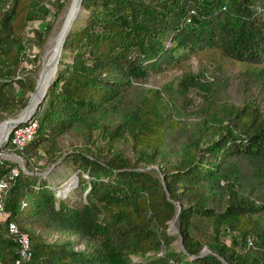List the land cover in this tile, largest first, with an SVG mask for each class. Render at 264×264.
Listing matches in <instances>:
<instances>
[{
	"label": "trees",
	"instance_id": "trees-1",
	"mask_svg": "<svg viewBox=\"0 0 264 264\" xmlns=\"http://www.w3.org/2000/svg\"><path fill=\"white\" fill-rule=\"evenodd\" d=\"M48 1L0 0L5 117L21 110L33 90L34 79L17 77L23 31L29 21L40 20L30 32L43 42L50 29ZM80 8L85 18L64 37L55 74L31 115L35 132L19 151L35 154L41 148L51 163L56 136L114 109L132 83L150 73L205 50L245 65L264 63V0H81ZM179 83L185 90L191 84L187 76ZM158 93L152 96L155 107L142 109L145 98L129 104L139 117L138 127L129 128L133 144L140 160L157 165L158 173L136 170L119 153L101 159L89 149L72 152L61 163L87 191L79 205L70 206L30 169V157L25 171L3 161L0 179L9 185L0 192V264H264L244 248L250 237L264 243V116L243 105L229 110L221 124L210 113L213 126L204 121V132L188 130L176 160L163 161L164 130L179 125L158 114ZM173 219L182 248L172 245L177 236L167 229ZM195 221L207 234L194 235ZM9 224L17 233L8 231ZM31 227L77 233L97 240V246L84 256L67 242L45 241ZM20 233L28 240L25 260L19 256ZM204 246L208 252L200 255ZM129 255L139 261L130 262Z\"/></svg>",
	"mask_w": 264,
	"mask_h": 264
},
{
	"label": "rangeland",
	"instance_id": "rangeland-1",
	"mask_svg": "<svg viewBox=\"0 0 264 264\" xmlns=\"http://www.w3.org/2000/svg\"><path fill=\"white\" fill-rule=\"evenodd\" d=\"M69 3L71 0H50L46 3L49 10L47 20L50 29L44 36L42 43H38L37 38L33 37L32 32H30L31 29L37 28L40 20L27 23L26 29L23 31L24 49L17 70V77L30 76L34 79L35 85L44 56L54 44L55 36L65 19ZM56 10L57 13L53 15ZM85 14L86 11L81 9L72 26L82 23ZM39 33L42 35L43 31L40 30ZM184 76H187L191 82L186 90L183 84L179 83ZM12 86L15 90L16 85L13 84ZM156 91L159 92L158 97L160 98L158 100V114L179 125V127L177 126L178 131H173L167 127L164 130L163 161L173 162L176 160V148H178L179 142L183 140L187 131L204 132V121H206V127L214 124L211 115L216 116L221 120V124H224L227 121L226 117L229 110L246 105L247 108L254 109L256 113L264 116V63L258 65L241 64L228 59L218 50H205L196 53L173 68L150 73L144 80L133 82L127 91V96L122 95L116 101L114 109L92 116L77 131H69L56 136L57 151L54 153L53 163L46 159L47 157L41 148L36 151V155L33 153L23 154L19 152L20 150L3 144L0 149V166L4 165L3 161L6 160L13 162L25 171V160L30 157L28 159L30 169L46 178L55 197L70 206L79 205L84 200L87 191V189L83 190V185L77 184L76 173L73 172V169L61 163L65 156L72 152L85 153L84 150L89 149L101 159L110 156V154L119 153L128 159L136 170H154L158 173L157 165H145L140 160L139 149L133 144L129 134V128L136 129L139 125V117L133 113L135 110L129 109L130 102L136 103L145 98L147 101L139 103L142 109L155 107L157 101L152 96ZM22 109L7 117L4 113H0L4 116L0 122L16 117ZM119 133L121 136H117ZM176 136L179 137L178 141L175 139ZM83 177L86 178L85 175ZM171 223L168 224L167 229L171 235L177 236L172 241V245L180 248L177 230L174 222L173 225ZM31 229L47 242H67L73 251L84 256H87L97 246V240L86 238L77 233L47 231L37 227H31ZM193 233L200 237L203 236V233L207 234V230L201 223L198 224L195 221ZM228 243L229 241L226 239V244ZM240 244L241 241H237L234 245L235 248L239 249ZM244 248L249 249L251 254L264 258V243L256 242L254 237L247 238ZM201 251L206 253L208 249L204 246ZM129 259L133 263L139 261L138 257L133 255H129Z\"/></svg>",
	"mask_w": 264,
	"mask_h": 264
},
{
	"label": "water",
	"instance_id": "water-1",
	"mask_svg": "<svg viewBox=\"0 0 264 264\" xmlns=\"http://www.w3.org/2000/svg\"><path fill=\"white\" fill-rule=\"evenodd\" d=\"M80 4H81V0H76V4L75 5H76V8L77 9L80 8ZM64 21H65V19H64ZM64 21H63V23H64ZM70 24H73V19L72 18L69 19L67 25L64 26V28H63V30L61 32L60 40H59V46H58V49L55 52V56L52 57L51 59H49V61L45 64L44 68L42 69V71L40 73V76H39V79L38 80L36 79L34 88H33L32 92L30 93V95L28 97L27 103H26V105L24 106V108L21 111L22 112V115H19L18 114L16 117L8 118V119H5V120H3V121L0 122V149H1L2 145L6 143L10 131L14 127H16L17 125L24 123L32 115V113L35 110V108L37 107L38 103L44 97L45 92H46V88H47V86H48L49 83L47 84L44 92L42 93V95L40 97V99L36 103V105L34 107V110L32 112H30L29 103H30L31 97H32L33 93L38 89V87L40 86V84L47 80V76H48V73L50 71V68L52 66H54V64L56 62V57L58 56V53L60 55L59 50H61L62 43L64 41V37L66 36V34H67V32H68V30L70 28L69 27ZM176 205H177V208H179V204H176ZM173 222H174V219L172 220V223H171L172 225H173ZM178 245H179L180 248H182V242H181V238L180 237H178ZM203 254H205V252L204 251L203 252L201 251L200 252V255H203Z\"/></svg>",
	"mask_w": 264,
	"mask_h": 264
},
{
	"label": "built area",
	"instance_id": "built-area-1",
	"mask_svg": "<svg viewBox=\"0 0 264 264\" xmlns=\"http://www.w3.org/2000/svg\"><path fill=\"white\" fill-rule=\"evenodd\" d=\"M35 129L36 119L30 116L24 123L17 125L10 131L7 140L9 139L10 145L16 150H22L32 139ZM15 174L16 170L14 168L11 169L9 178H12ZM8 185V181L0 179V192L4 193ZM8 231L10 233H17L13 224L8 225ZM17 241L19 244V256L22 260H25L29 255L27 236L24 233H20L17 236Z\"/></svg>",
	"mask_w": 264,
	"mask_h": 264
},
{
	"label": "bare ground",
	"instance_id": "bare-ground-1",
	"mask_svg": "<svg viewBox=\"0 0 264 264\" xmlns=\"http://www.w3.org/2000/svg\"><path fill=\"white\" fill-rule=\"evenodd\" d=\"M69 4L70 5L67 8L68 10H67V13L65 16V21L61 25L62 27L59 28V30L55 36L53 46L50 48V50L44 56L43 63L41 65L39 73L36 77L37 80L39 79L40 73H41L42 69L44 68L45 64L49 61V59H51L52 57L55 56V52L59 46L60 35H61V32H62L64 26L67 25L70 18H72L74 21L78 17L79 12L81 11V8H78V9L76 8V5H75L76 0H71V3H69ZM71 26H72V24L69 25V27H71ZM59 52H60V50H59ZM58 59H59V53H58V56L56 57V62L54 64V66H52L50 68V71H49L48 76H47V80L44 81L43 83H41L40 86L38 87V89L33 93L31 100H30V103H29L30 112H32L34 110V107H35L36 103L38 102V100L40 99L42 93L44 92L47 84L50 82V80L54 76ZM19 115H22V112Z\"/></svg>",
	"mask_w": 264,
	"mask_h": 264
}]
</instances>
